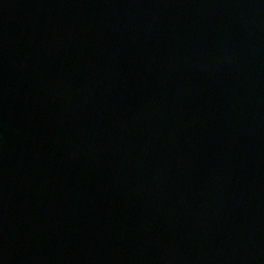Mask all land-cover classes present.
<instances>
[{"label":"water","instance_id":"obj_1","mask_svg":"<svg viewBox=\"0 0 264 264\" xmlns=\"http://www.w3.org/2000/svg\"><path fill=\"white\" fill-rule=\"evenodd\" d=\"M0 264H264V0H0Z\"/></svg>","mask_w":264,"mask_h":264}]
</instances>
